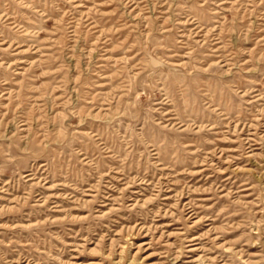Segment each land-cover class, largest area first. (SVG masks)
Returning a JSON list of instances; mask_svg holds the SVG:
<instances>
[{
	"label": "rangeland",
	"instance_id": "obj_1",
	"mask_svg": "<svg viewBox=\"0 0 264 264\" xmlns=\"http://www.w3.org/2000/svg\"><path fill=\"white\" fill-rule=\"evenodd\" d=\"M0 264H264V0H0Z\"/></svg>",
	"mask_w": 264,
	"mask_h": 264
}]
</instances>
